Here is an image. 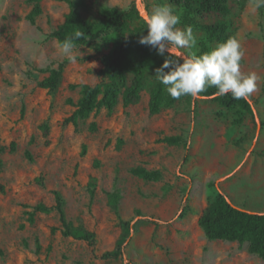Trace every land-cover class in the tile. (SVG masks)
Returning a JSON list of instances; mask_svg holds the SVG:
<instances>
[{
    "label": "rangeland",
    "instance_id": "rangeland-1",
    "mask_svg": "<svg viewBox=\"0 0 264 264\" xmlns=\"http://www.w3.org/2000/svg\"><path fill=\"white\" fill-rule=\"evenodd\" d=\"M142 2L147 13L168 4L184 27L183 7L167 0ZM103 3L122 10L135 6L139 19L133 26L143 21L137 0ZM42 6L43 15L32 25L28 0H0V147L17 144L16 152L0 154V187L5 188L0 191V264H264L247 244L210 241L199 225L219 192L237 208L264 213V7L254 10L253 0H230L228 16L205 18L228 23L229 35L240 40L245 52L242 70L262 78L250 99L254 115L244 123L236 124L234 110L203 95L194 99L196 117L186 100L151 115V68L138 103H120L75 126L67 123L75 110L67 100L76 102L80 89L70 86L100 82L108 49L76 46L77 62L72 63L52 35L69 6L62 0H43ZM193 32L197 45L192 51L198 52L206 37L196 28ZM65 62L59 90L40 88L47 70ZM166 136H182L188 146L160 142ZM137 166L160 169L164 179L145 182L129 173ZM115 186L122 197L119 215L109 204ZM55 190L66 199L68 218L97 234L95 248L60 232L52 235L51 228L60 225L56 211L38 214L33 225L26 221L24 206H53ZM121 220L134 227L125 255L103 260L124 235Z\"/></svg>",
    "mask_w": 264,
    "mask_h": 264
},
{
    "label": "trees",
    "instance_id": "trees-1",
    "mask_svg": "<svg viewBox=\"0 0 264 264\" xmlns=\"http://www.w3.org/2000/svg\"><path fill=\"white\" fill-rule=\"evenodd\" d=\"M42 1L28 0L32 9L27 15V20L32 25H37L38 19L43 15ZM62 1L69 6V12L52 34L58 43L61 45L65 38L73 36L76 31H82L86 38L76 41V46L94 44L98 52H101L102 48L108 49V53L102 57L103 67L98 72L100 82L95 85L70 86V89L79 88L80 91L76 102L72 99L67 100V103L75 108L67 119V123L78 126L79 122L89 119L92 114L101 110L112 112L120 103L124 107L138 103L150 69L154 68L155 70L160 67L164 57L157 55L156 51L149 46L139 43L141 36L147 35V25L144 21H140L136 26H133V23L139 19L136 7L133 6L129 10L107 7L103 0ZM167 1L183 7L182 23L184 26H192L205 34L206 40L200 43L197 54L209 52L212 50V44L223 42L231 37L228 33V23L225 20L205 21L206 16L210 14L228 16L231 12L230 0ZM99 41H102L104 45L99 46ZM65 67L66 62L59 64L57 68L47 70L48 76L40 81L39 87L56 93L62 85ZM216 91L215 87H211L201 95L223 108L234 110L236 124H242L249 115H254L250 100H235L230 93L226 96L214 97ZM183 100L193 107L192 112L196 117L198 106L194 98L183 96L179 100L173 99L167 93L165 86L160 84L155 77L150 89L149 112L151 115L160 114L164 109L172 108ZM91 129L95 130L96 124H92ZM160 142L178 146L184 144L185 140L182 136H166ZM185 146L187 147L188 144L185 143ZM16 151V142H12L9 147H0V154ZM86 151L87 146L84 145L81 157L86 155ZM27 155L29 156L28 153ZM1 167L2 162L0 161ZM129 173L145 182H160L164 179V173L160 169L149 170L137 166L131 168ZM0 191L4 192L5 188L0 187ZM91 194L94 195V190H91ZM53 195L55 201L53 206L44 203L24 206L27 209L24 213L26 221L33 225L38 214H49L56 211L60 225L51 228L52 235L60 232L65 238L82 241L95 248L97 234L89 230L83 223L76 225L68 218L66 199L60 191H53ZM121 198L120 190L115 186L109 195V204L117 215H119ZM138 214L140 213L138 212ZM121 223L124 235L117 243L116 248L105 252L101 259L124 257L125 244L134 227L129 221L121 220ZM199 225L208 240L247 244L252 254L264 259V213L249 212L237 208L229 202L225 194L219 192L201 216ZM24 227L23 224L21 228ZM36 245L37 253H40L42 246L39 239L36 240ZM48 250H51V246Z\"/></svg>",
    "mask_w": 264,
    "mask_h": 264
},
{
    "label": "clouds",
    "instance_id": "clouds-1",
    "mask_svg": "<svg viewBox=\"0 0 264 264\" xmlns=\"http://www.w3.org/2000/svg\"><path fill=\"white\" fill-rule=\"evenodd\" d=\"M141 18L147 25V35L139 43L154 49L164 57L155 77L165 86L167 93L175 100L183 96L203 98L208 88L215 87L214 97L229 93L235 100L249 101L259 89L262 79L256 72L242 70L245 55L240 40L233 36L218 43L211 51L197 54V38L192 26L179 27L181 17L168 4L154 6L145 12L142 0H137ZM264 7V0H253V9ZM86 38L85 33L76 31L65 38L60 48L72 63L77 62L76 41Z\"/></svg>",
    "mask_w": 264,
    "mask_h": 264
}]
</instances>
